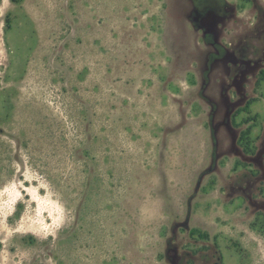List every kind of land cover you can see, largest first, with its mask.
Wrapping results in <instances>:
<instances>
[{
	"label": "rangeland",
	"instance_id": "rangeland-1",
	"mask_svg": "<svg viewBox=\"0 0 264 264\" xmlns=\"http://www.w3.org/2000/svg\"><path fill=\"white\" fill-rule=\"evenodd\" d=\"M0 264H264V0H0Z\"/></svg>",
	"mask_w": 264,
	"mask_h": 264
},
{
	"label": "flooded vegetation",
	"instance_id": "flooded-vegetation-1",
	"mask_svg": "<svg viewBox=\"0 0 264 264\" xmlns=\"http://www.w3.org/2000/svg\"><path fill=\"white\" fill-rule=\"evenodd\" d=\"M197 22L200 24V26L205 27V30H207V32L210 31V29L215 25L214 19H211L207 16L198 18Z\"/></svg>",
	"mask_w": 264,
	"mask_h": 264
}]
</instances>
